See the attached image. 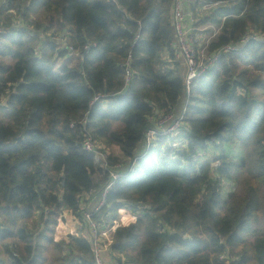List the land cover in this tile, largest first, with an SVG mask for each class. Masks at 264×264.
<instances>
[{"label":"trees","instance_id":"obj_1","mask_svg":"<svg viewBox=\"0 0 264 264\" xmlns=\"http://www.w3.org/2000/svg\"><path fill=\"white\" fill-rule=\"evenodd\" d=\"M9 1L0 7L3 27L27 19L39 0ZM40 1L51 26L73 34L78 56L27 29L0 35V264H51L45 243L61 251L53 264H96L92 244L76 233L89 209L85 195L101 196L110 172L83 150L86 130L119 149L120 156L108 157L110 171L119 159L137 166L115 182L93 217L104 228L124 210L133 214L113 232L119 261L264 264V45L251 42L225 57L194 80L188 98L187 71L171 53L174 0ZM216 1L229 7L215 9L208 22L222 25L230 17L210 50L238 43L251 30L264 34V0ZM130 55L137 77L127 87ZM184 108L179 135L143 156L155 128L150 118H174ZM180 140L185 149L173 145ZM237 148L245 152L240 159L230 153ZM211 152L218 167L202 161L200 154ZM242 176L245 193L224 199L223 180L239 183ZM37 212L45 227L29 233L22 224ZM69 217L79 228L56 243L54 227Z\"/></svg>","mask_w":264,"mask_h":264},{"label":"built area","instance_id":"obj_2","mask_svg":"<svg viewBox=\"0 0 264 264\" xmlns=\"http://www.w3.org/2000/svg\"><path fill=\"white\" fill-rule=\"evenodd\" d=\"M9 2V0H0V7L9 8ZM28 3H31V0L28 1ZM226 4L228 3L216 0H174L171 11V22L174 28L175 39L171 47V53L174 54L176 61L182 60L187 67L185 87L188 98L190 97L191 86L194 80L202 78L207 73L213 71L225 57L230 54L239 53L240 50L245 48L251 42L264 45V34L251 30L238 43L221 47L215 51L210 50L212 43L216 41L220 35L223 23L230 16L224 15L222 17V25H219L216 28L210 26L211 24L204 27L206 29L198 28V24L203 21L207 15H212L215 9ZM226 7L228 6L226 5ZM10 13L16 14L14 11H11ZM23 29L29 30L25 20L18 17L12 25L7 27L0 26V35H17V33ZM195 31H198V33L208 32V35L206 37H202L201 39V36L199 37L194 34ZM48 38L51 37L49 36ZM72 38L73 34L66 32L60 36L53 35L51 40H54L58 44L62 45L71 55L73 54V56H78V52L71 45ZM40 39L45 40V38L41 35L39 36V40ZM140 39L141 37L137 36L136 41H139ZM94 46L95 44H91L85 49L89 51ZM37 54H41L40 48L37 50ZM164 59L169 62L171 61L169 56ZM250 60V58H246V62L249 63ZM132 61L133 56L130 55L125 67V82L127 87L130 82L137 77V73L131 68ZM240 91L242 93L246 92L243 88H240ZM185 115L186 109L184 108L183 113L180 116H175L174 118L161 117L160 115L150 118L151 121H154L155 128L149 129L147 132L145 155L149 149L158 147L163 139L165 140L177 137L183 126ZM173 145L178 146L180 149H185L187 144L186 141L180 140L177 144ZM81 146L85 152L94 156L95 163L98 164V166L110 172V182L104 188L101 194V201L97 208L93 212L84 211L83 209L84 226H87L90 229V243L93 246L96 264H107L103 254L107 246L105 247L100 239V231L102 228L93 221V217L102 209V207H104L108 193L115 182L119 178L124 177L126 173L134 174L137 166L135 162L131 163L126 173L110 171L108 156L106 155L107 153H101L99 151L98 142L95 141L90 131H85ZM200 156L204 158L203 153L200 154ZM218 166L219 164L214 167ZM121 167L122 165L117 166V168Z\"/></svg>","mask_w":264,"mask_h":264},{"label":"rangeland","instance_id":"obj_3","mask_svg":"<svg viewBox=\"0 0 264 264\" xmlns=\"http://www.w3.org/2000/svg\"><path fill=\"white\" fill-rule=\"evenodd\" d=\"M28 5H30V3H28ZM226 5L229 7L228 4H226ZM226 5H223V7H226ZM29 12L30 13H29L27 19H25V22H26V24L28 26V29H29L28 31H30L31 33H35V32L40 33V35L45 38V40H41L40 39V41H42L44 43V42H46L48 40L50 41L52 39L53 35H58V36L61 35V30H59L58 25H56L55 28H53L51 26V23H50V17L51 16H49L47 14V12H46L45 8L42 6V3H41L40 0L38 2H36L32 6L31 11H29ZM211 16L212 15H207L205 17V20H204L205 22L202 24V27H200V28L206 29L204 27H206L209 24H211L210 26H213L215 28L217 26H219V25H217V22L215 20H213L212 22H208L209 18ZM5 23H6V19H4V22H3L4 25L8 24L7 26H10V24H11V22H10V24L9 23L5 24ZM202 33H203V35H205L207 32H202ZM49 36L51 38H48ZM37 48H40V47H37ZM3 62H5L6 64H12V62L10 60H8V59L3 61ZM57 62H58V67H60L61 66L60 64L63 63V61H57ZM59 62H61V63L59 64ZM176 62L177 63H181L182 62L183 64L181 63V66L186 68V66H185V64H184V62L182 60H178ZM186 71H187V68H186ZM181 107L182 106H180L179 108H181ZM167 127H169V126H167ZM165 147L166 146H164L162 149H165ZM98 148H99V151L101 153H107L106 155L109 158L110 157H115V156H120L119 149H117V148H109V147L105 146L101 141H98ZM145 153H146V148H144L143 156H145ZM230 153L232 154V156L237 157V159H240V157L245 155V152L243 150L240 151L239 148H237V150H235V149L231 150ZM216 154H217V152H216ZM216 154L211 152L208 156L204 157L202 159V161L204 163H212L213 164L214 155H216ZM238 154H239V156H238ZM154 157H156V155H154ZM118 161H119L118 165H123L126 168H128L130 166V161H127L125 159H119ZM96 165L98 166V164H96ZM217 165L218 164H213V166H217ZM247 177L248 176H242L239 179V183L240 184L236 183L234 181H231L236 186V190H235L236 193H239L241 195H243L245 193L246 185H244L245 183L242 184L241 180L242 179H248ZM99 178L96 177V181L99 180ZM222 190L224 191V194H225L226 190H224L223 185H222ZM82 206H84V205H82ZM42 217H44V215L39 213V212H37L35 214V217H33L30 220H27L26 222H23L22 225L27 228V231L29 233H31V232L37 233L38 231H40L41 229H43L45 227L44 226L43 228H41L44 225V223L47 221L46 218H42ZM4 220H5L4 218H1L0 219V224H3ZM59 222H60L59 226H55L54 227V231L55 232H54L53 237H54L56 243L62 242V240H65L66 236L71 231L78 230V228H79L78 226L76 227L74 225L75 222L70 217H69V219H67V223H65V224L62 223V221L60 219H59ZM261 228L264 230V223L261 224ZM43 253L48 256L49 261H50L51 264H53V261H55L56 259L61 257V251L56 250V248L53 246V244L51 245V244L45 243ZM63 255H64V253H63Z\"/></svg>","mask_w":264,"mask_h":264},{"label":"crops","instance_id":"obj_4","mask_svg":"<svg viewBox=\"0 0 264 264\" xmlns=\"http://www.w3.org/2000/svg\"><path fill=\"white\" fill-rule=\"evenodd\" d=\"M194 34L198 35L199 37L201 35L200 38L202 39V37H204V36L206 37L208 35V32L205 35H203V33H198V31H195ZM60 65H62V64H60ZM186 68H185V70H186ZM128 169H129V167H128ZM128 169L121 167V168H118L116 171H119L121 173H126L128 171ZM222 185H223L224 190H226L225 194H224L223 190L221 192V195L224 199L228 198V196L230 194L235 193L236 186L231 181L223 180ZM85 200H89L88 211L93 212L96 209V207L99 205V203L101 201V196L97 195V194H95L94 196L85 195ZM134 219L135 218H134L133 214L129 210H124L121 213V217L119 218V220L114 223V226H105L104 228L101 229L100 239H101L102 243L104 244V246L105 247L107 246V248H105V251L103 253L105 262L107 264H127L124 261H119L117 259V256L115 255V253L111 250V245H113V243H114V233L113 232H114V229L116 227L127 226L129 223L134 221ZM76 236L77 237L84 236L88 241L91 242L90 229L87 226L81 227L79 229V232L76 233ZM108 246H109V248H108ZM119 257H121V255Z\"/></svg>","mask_w":264,"mask_h":264}]
</instances>
